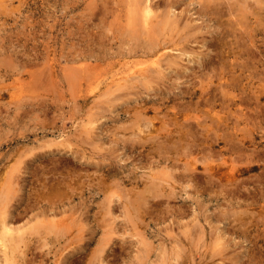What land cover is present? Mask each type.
Listing matches in <instances>:
<instances>
[{
	"label": "rangeland",
	"instance_id": "374dc122",
	"mask_svg": "<svg viewBox=\"0 0 264 264\" xmlns=\"http://www.w3.org/2000/svg\"><path fill=\"white\" fill-rule=\"evenodd\" d=\"M142 1L0 0V225L2 220H8L15 229L30 232L40 223L41 226H37L40 232L49 237L41 247L43 235L31 234L26 242L27 256L22 260L16 258L17 264L20 260L19 264H100L96 261L100 258L103 264H264V106H261L264 99L255 101L253 96L241 106L250 114L245 135L254 143L249 147L251 150L238 143L247 154H237L239 158L235 155L234 164L251 168L245 169L236 189L233 185L232 191L224 195L218 188L219 181L210 175L214 169H229L221 157L203 159L200 157L203 152L197 151L187 157L179 156L193 140L208 148L213 145L215 150L223 144L222 139L218 140V133L225 132V126L222 132L211 131V128L209 131L206 127L211 123L215 128L225 111L203 103L210 96L222 101L224 94L219 85L226 82L224 75H231L230 82H233V77L243 69L235 70L222 64L221 47L226 43L220 40L226 35L227 41L230 40L235 30L244 35L250 31L247 27H251L252 31L255 29L251 33L259 35L258 45L264 51V0L262 3L260 0H149V3L153 1L151 4L157 13L155 10L156 17L148 28L143 24L145 2ZM137 6H141L140 9ZM161 19L164 23L167 21V29ZM155 20L159 24L156 25ZM138 24L142 30L141 27L136 30ZM146 30L150 32L147 34ZM142 32L148 38L142 37ZM132 33L137 37L131 36ZM160 39L161 45L168 46L165 50L168 55L167 59H160L164 69L159 72L150 62V56L152 51L164 47L157 45ZM251 48L255 59L250 56L254 63L246 73L254 72L252 84L264 86V54L254 46ZM141 55L149 56L146 57V61L150 60L147 61L149 66L146 63L149 74L134 77V81L126 77L122 84L114 81L133 67H141L137 65L143 62ZM110 85L112 89L114 86L120 89L114 88L108 93ZM234 116L231 118L236 120ZM178 124H188L185 128L182 126L184 135ZM215 138L217 140L213 141ZM196 156L202 158L198 165L205 168L199 180L205 182L211 177L218 185L209 184L203 195L195 192L201 191L205 183L198 180V186L192 182L191 186L182 187L175 181L178 186L175 189L170 183L175 179L172 176L169 182L167 177H171L167 172H172L171 163L184 169L185 162ZM98 161L105 167L101 168ZM166 162L170 165L164 164ZM177 167L174 172L183 171ZM69 169L74 171L72 175ZM45 172L56 175L49 184L47 181V188L41 187L39 195L41 191L36 181L44 179ZM58 172L65 174L66 181ZM78 174L90 175V178L85 176L86 179L75 186L77 190L72 189L71 181L75 176L79 178ZM58 179L63 183L61 188L68 193L56 187ZM12 181L16 182L17 191L13 188L15 192L11 194ZM161 184L162 189L170 193L162 190ZM51 186L54 187L51 192L62 196L51 195L47 190ZM159 192L164 195L158 196ZM105 195L114 200L110 211ZM147 198L161 204L151 213L152 217L145 211L147 208L139 209ZM62 199L68 211L52 214L49 219L75 215L76 222L57 237L45 230L42 215L37 212L42 209L40 205L56 204ZM170 206L176 210H170ZM5 210L6 217L3 216ZM24 224L30 226L24 227ZM188 236L195 242H190ZM80 244H83L81 249L73 253ZM5 257L0 247V264H9L5 263Z\"/></svg>",
	"mask_w": 264,
	"mask_h": 264
},
{
	"label": "bare ground",
	"instance_id": "6f19581e",
	"mask_svg": "<svg viewBox=\"0 0 264 264\" xmlns=\"http://www.w3.org/2000/svg\"><path fill=\"white\" fill-rule=\"evenodd\" d=\"M151 1V0H150ZM219 1H221V0H219ZM136 2V1H135ZM142 2H145V4H144V11L142 12V14H143V24H144V26L146 27V28H148L150 25H151V23H153V19L156 17L155 16V14L157 13V10H156V8L154 7V9H153V6H152V4L151 3H153V1L152 2H150L149 3V0H143ZM217 2H218V0H217ZM260 2H261V0H260ZM259 2V4H261ZM159 3V2H158ZM161 4V3H160ZM253 4H255V3H253ZM264 4V3H263ZM136 5V4H135ZM158 6V5H157ZM219 6V5H218ZM139 9H140V7L141 6H137ZM142 7H143V5H142ZM159 7V6H158ZM172 7V6H171ZM231 7V6H230ZM234 8V7H233ZM239 8V7H238ZM228 9H231V8H228ZM256 9H257V6H256ZM143 10V9H142ZM155 10H156V13H155ZM214 10V9H213ZM252 10V9H251ZM257 10H259V9H257ZM141 11V10H140ZM234 11H235V9H234ZM139 12V11H138ZM230 12H231V14H233L234 12L233 11H231L230 10ZM233 12V13H232ZM251 12V11H250ZM134 13V12H133ZM217 13V12H216ZM135 14V13H134ZM230 14V15H231ZM256 14V13H255ZM165 15V14H164ZM257 15V14H256ZM263 15V14H262ZM261 15V16H262ZM131 16V18H133L132 17V15H130ZM155 16V17H154ZM260 16V15H259ZM135 17H136V15H135ZM138 17V16H137ZM139 18V17H138ZM165 19H166V17H164ZM156 19H160V18H156ZM164 19V20H165ZM168 19V18H167ZM142 20V19H141ZM169 20V19H168ZM156 21L157 20H155L154 22L156 23ZM163 20L161 19V23H164V22H162ZM131 22L133 23V19L131 20ZM224 22V21H223ZM135 23V22H134ZM240 23V22H239ZM157 24H159V23H156V25ZM165 24V28L167 29V27H166V24H167V21H166V23H164ZM169 24V23H168ZM135 25H136V23H135ZM163 25V24H162ZM161 25V26H162ZM242 25H244V24H242ZM241 25V26H242ZM128 26V25H127ZM127 26H126V28H127ZM137 26V25H136ZM136 26H134V27H136ZM153 26V25H152ZM238 26H239V24H238ZM139 27H141V25H139L138 24V27H137V29L136 30H138L139 29ZM155 27H157V26H155ZM159 27V26H158ZM231 27H232V25H231ZM130 28V27H129ZM128 28V29H129ZM131 28H133V26L131 25ZM152 28V27H151ZM247 28H250V31H248V32H245L244 33V35H241V34H238V31L236 32V30H235V32L233 33V31H232V36H231V38H229L230 40H228L227 41V39H228V36L226 35L225 37H221V40L220 41H224L226 44H222V42H220L222 45H225V46H220L221 47V51H222V59H223V63L222 64H227L228 65V67H230L231 69H235V70H240V69H243V71L242 72H240V74L238 73L237 75H236V77H233V79H234V81L233 82H230V79H231V75L228 77L227 75H224V78L223 79H225V83H223V84H218L219 85V88L221 89L220 91H222V94H224V97H223V99H222V101L221 100H219V98L218 97H216V96H210V97H206L205 99H206V102L204 101V103L203 104H205V103H208V104H211L210 106L211 107H218L220 110H223V111H225V114L224 115H222L220 118H219V120L223 123H221L222 125H219L220 124V121H219V123H216V127L214 128L213 127V125H211V123H210V125L209 126H207L206 127V129L207 130H209L210 128H211V131L212 130H216V131H221L222 132V130H224V126H225V132L223 131L222 132V134L219 132L218 133V140H221L222 139V143L223 144H219L220 146H219V149H216L217 150V152H216V150H215V148H213V145H211V147H206V146H204L203 144H200V142L199 143H195L194 142V140L192 141V142H194V143H192V142H188L189 144H187L186 145V147H185V151H183L182 153H180V155L179 156H182V157H187V156H190L191 154H193L195 151H197L198 153H202L203 152V156H200V157H202L203 159H206L207 157H209V156H211V157H209V158H212L213 156H216V157H221L222 159H224V162L227 164V166H228V170H223V169H214V171H212V173H210V175H211V177H215L217 180H216V182L217 181H219L218 183V185L220 186H218L217 185V183L215 182V179L213 180V178H211V177H207V180H205V182L202 180V182L200 181L201 180V175H202V170L205 172V168L203 167V168H201L199 165H198V161L199 160H201L200 159V157L198 156H196V158L194 157V158H191L189 161H186L185 162V165H184V169L183 168H181L180 167V165L179 164H174V163H171V165L169 164V163H164V164H169L170 166H172V167H170V169H171V171L172 172H169V171H167L168 172V174L170 173V175H171V177H170V179H169V175H167V174H165V176L167 175V177H168V180H169V182H170V180H171V178H172V176H173V179H175V180H171V184H174L173 186H174V188L176 189V187H178L175 183V181H177V182H179L180 184H181V186L182 187H184V186H189L190 184H193L192 182H194V185L195 184H197L196 186H198L199 185V183H198V180L200 181V183H205L204 185L205 186H203V188H202V190L201 191H199V190H197V192H195V193H198V192H200L202 195L204 194V193H206V191H207V186L209 185V184H211V185H216V186H218V188H219V190L220 191H223L224 192V195H225V192H230V191H232V189H231V186L233 187V185H234V187L236 186V183L238 182V180L243 176V174L245 173V169H247V168H251L250 166H248V167H246V168H244L243 166H241V165H236V164H234V161H236L235 159H237V157L239 156V155H242V154H247V153H244L245 151L243 150V146H238V143L240 144V143H243V145L244 146H247L248 148L247 149H249V147H251L252 146V144L254 143L252 140H251V138L250 137H248L247 135H245V130L247 129V126H248V116L250 115L249 113H248V115H247V112H245L244 110L245 109H243L244 107H241L242 106V104L245 102V101H249V100H251L252 99V97L254 96L255 97V101H256V99H264V86H260V85H258V84H252V81L254 80V72L252 73V72H250V73H246L247 72V70H249V68L248 67H250L251 66V63H254V62H252L253 60L251 59V57L250 56H253V58L255 57L254 55L255 54H251V52L252 51H254L253 50V48H251L252 46H254V47H256L260 52H262L263 54H264V51L262 50V48L258 45V43H259V41L261 40L259 37H257V36H259V35H257L256 33H251V27H247ZM254 28V27H253ZM141 30L143 29L142 27L140 28ZM165 29V30H166ZM127 30V29H126ZM145 30V29H144ZM155 29L153 28V31H154ZM237 30H239L238 28H237ZM128 31H130V30H128ZM147 31V34H148V31L149 30H146ZM230 31V30H229ZM241 31V30H240ZM239 31V32H240ZM253 31H255V29H253ZM252 31V32H253ZM133 32H135V31H133ZM141 32V31H140ZM144 32V31H143ZM142 32V33H143ZM150 32V31H149ZM155 32V31H154ZM157 32V31H156ZM162 32V31H161ZM130 33V32H129ZM159 33H160V31H159ZM133 34L134 33H132V35L131 36H133ZM138 34H139V31H138ZM144 34V36L142 35V37H146L147 36V34H146V36H145V33H143ZM158 34V33H157ZM162 34V33H161ZM229 34V33H228ZM231 34V33H230ZM135 35V34H134ZM155 35V34H154ZM158 35H160V34H158ZM130 36V37H131ZM136 36V35H135ZM137 37V36H136ZM136 37L134 38L135 40H136ZM155 37V36H154ZM147 38H148V36H147ZM157 38V37H156ZM219 38V37H218ZM132 39H133V37H132ZM138 39V38H137ZM148 41H149V39H147ZM150 40H152V38L150 39ZM159 39H157V41H158ZM161 41H159V43L157 44V45H159L161 42H162V39H160ZM147 41V42H148ZM155 41V40H154ZM227 41V42H226ZM217 42H218V40H217ZM174 43V42H173ZM171 44V43H170ZM161 45V44H160ZM159 45V46H160ZM163 45V44H162ZM161 45V46H162ZM164 45H165V43H164ZM163 45V46H164ZM166 45H167V42H166ZM155 47V49H157V47L158 46H155V44H153L152 45V47ZM218 46H219V42H218ZM251 46V47H250ZM168 47V46H167ZM165 48V46L164 47H160V48H158L157 50H155V51H152V53L151 54H153V55H151L150 57L152 58V61H150V62H152V64L154 65H156V68L158 69V71L160 72V71H162L161 69H162V67H163V69H164V66L161 64V61H160V59L161 58H165V59H167L166 57V55H168L167 53H165V50L166 49H168V48ZM170 47V46H169ZM171 48V47H170ZM154 49V48H153ZM172 50H175V48L173 49V48H171ZM256 49V50H257ZM147 50V49H146ZM179 50V49H178ZM257 50V51H258ZM149 52V51H148ZM168 52V51H167ZM183 52H185V51H183ZM182 52V53H183ZM187 52V51H186ZM150 53V52H149ZM259 53V52H258ZM171 54V53H170ZM261 54V53H260ZM143 55V54H142ZM141 55V56H142ZM145 55V54H144ZM150 55V54H149ZM182 55V54H181ZM184 55V54H183ZM186 55V54H185ZM143 57V62L142 61H139L138 63L139 64H137V65H140L141 67H139L138 69L137 68H135V67H133L132 69H131V71L129 72V73H127V74H124L123 76H120V77H118L117 79H115L114 81H119V83L120 84H122L121 83V81L122 80H124L125 81V79H126V77L128 78V77H131L130 78V80L133 78V79H135L134 77H140V76H142L143 77V75H146L145 74V72H147V71H149V69H147L148 67H147V65L149 64L147 61H146V57H149V56H147L146 55V57H144V56H142ZM215 58H217V57H215ZM144 59H145V61H144ZM255 59V58H254ZM217 59H215V61H216ZM220 60V59H219ZM212 62V61H211ZM258 62V61H257ZM146 63H147V65H146ZM216 63V62H215ZM214 64V63H213ZM150 65V64H149ZM148 65V66H149ZM212 65V64H211ZM226 65V66H227ZM254 65V64H253ZM225 66V67H226ZM137 67V66H136ZM166 68V67H165ZM224 68V67H223ZM229 68V69H230ZM155 69V68H154ZM153 69V70H154ZM253 69V68H252ZM259 69V68H258ZM156 70V69H155ZM212 70V69H211ZM210 70V71H211ZM225 70V69H224ZM150 71L153 73V71H152V69L150 68ZM216 71V70H215ZM227 71V70H226ZM251 71V70H250ZM214 72V71H213ZM233 72V71H232ZM249 72V71H248ZM148 74H149V72H147ZM225 73V72H224ZM228 73V72H227ZM234 73H236V71L234 72ZM211 74H213V73H211ZM209 75V74H208ZM218 75V74H217ZM221 75V74H220ZM223 75V74H222ZM229 75V74H228ZM258 75V74H257ZM261 76V75H260ZM123 77H125V78H123ZM146 77H148V76H146ZM145 77V78H146ZM211 77V76H210ZM240 77V78H239ZM141 78V77H140ZM208 78V77H207ZM239 78V79H238ZM260 78V77H259ZM259 78H258V80H259ZM132 79V81H134ZM264 79V78H263ZM129 80V79H128ZM205 81V80H204ZM240 81V82H239ZM118 83V84H119ZM126 83V82H125ZM124 83V84H125ZM117 84V83H116ZM123 84V85H124ZM122 85V86H123ZM209 85V84H208ZM121 86V87H122ZM128 86V85H127ZM211 86H212V83H211ZM114 88H115V86H114ZM112 89V87H111V85H110V87L108 86L107 87V90H108V93H110V92H113V90H115L116 88L118 89H120V86H117L115 89ZM123 88V87H122ZM210 88V87H209ZM218 88V87H217ZM105 92V94L107 93V91L106 90H104ZM115 92V91H114ZM105 94H103V95H105ZM118 95V94H117ZM200 95L203 97L204 96V93L203 92H201L200 93ZM252 95V96H251ZM107 96H109V94L107 95ZM119 96V95H118ZM209 96V95H208ZM223 96V95H222ZM201 98V97H200ZM199 98V99H200ZM203 99V98H202ZM258 101V100H257ZM260 102V101H259ZM249 103V102H248ZM247 103V104H248ZM209 106V105H208ZM261 106H264V105H262L261 104ZM253 107V106H252ZM256 107H258V106H256ZM255 107V109H258V108H256ZM259 107H260V105H259ZM264 109V108H263ZM207 111V110H206ZM208 112V111H207ZM212 112V111H211ZM211 112H209V113H211ZM264 112V111H263ZM228 113L230 114V115H228ZM176 114V113H175ZM235 115L234 117H237L236 118V120H233L232 118V115ZM217 114L215 113V116H216ZM247 115V116H246ZM261 115V113H259V115L258 116H260ZM212 116V115H211ZM232 117V118H231ZM217 118H218V116H217ZM203 122V121H202ZM254 122V121H253ZM257 122V121H256ZM252 123V122H251ZM255 123V122H254ZM214 124V123H213ZM241 124H243V127L241 126ZM180 125V126H179ZM184 125V128H185V126L187 127L188 126V124L187 125H185V124H183ZM183 125H181V124H178V126H179V129H181V131H183V132H181V134H185V132H184V130H183ZM254 125V124H253ZM200 126V125H199ZM206 126V125H205ZM182 127V128H181ZM255 127V126H254ZM222 129V130H221ZM210 131V130H209ZM249 131V130H248ZM179 133V132H178ZM213 133V132H212ZM230 133V134H229ZM194 134V133H193ZM248 134V133H247ZM210 135V134H209ZM183 137V136H182ZM212 137V136H211ZM210 137V138H211ZM214 137H215V135H214ZM231 137V138H230ZM233 137V138H232ZM180 139V138H179ZM213 141L215 140H217V138H215V139H212ZM187 141V140H186ZM198 142V141H197ZM208 142H209V140H208ZM192 143V144H191ZM136 144V143H135ZM261 143L260 142H258V145H260ZM194 145H196L198 148L197 149H194L193 147H194ZM161 146V145H160ZM148 147V146H147ZM261 147V146H260ZM69 148V147H68ZM246 148V147H245ZM264 148V147H263ZM176 149V148H175ZM255 149V148H254ZM258 149V148H257ZM68 150V149H67ZM167 150V149H166ZM249 150H251V149H249ZM258 150H260V148L258 149ZM77 151V150H76ZM75 151V152H76ZM164 151V150H163ZM177 151V150H176ZM219 151V152H218ZM70 153H72L73 151H69ZM81 152V151H80ZM101 152V151H100ZM165 152V151H164ZM249 152V151H248ZM86 153V152H85ZM159 152H157V154H158ZM258 153H259V151H258ZM261 153V152H260ZM263 153V152H262ZM77 154V153H76ZM237 154H239V155H237ZM250 154V153H249ZM257 154V153H256ZM264 154V153H263ZM65 155V154H64ZM73 155V154H72ZM78 155V154H77ZM77 155L75 156V157H77ZM161 155V154H160ZM165 155H167V154H165ZM164 155V156H165ZM237 157H236V156ZM251 155H253V154H251ZM61 156H63V155H61ZM80 156V155H79ZM82 156V155H81ZM80 156V157H81ZM83 156H84V153H83ZM92 155H90V157H91ZM168 157H169V155H167ZM250 156V155H249ZM259 156H261V155H259ZM64 157V156H63ZM73 156H71V158H72ZM102 157H104V156H102ZM147 157V156H146ZM151 157V156H150ZM216 157H215V159H216ZM256 157V156H255ZM258 157V156H257ZM257 157H256V159H257ZM79 158V157H78ZM93 158V157H92ZM149 158V157H148ZM157 159H160V157L159 156H157L156 157ZM239 158V157H238ZM241 158V157H240ZM42 159V158H41ZM73 159H74V157H73ZM72 159V160H73ZM80 159V158H79ZM79 159H77V160H79ZM105 159V158H104ZM103 159V160H104ZM244 159V158H243ZM245 159H246V156H245ZM53 160V159H52ZM70 160V159H69ZM71 160V161H72ZM82 160V159H81ZM81 160H79V162L81 161ZM83 160H84V158H83ZM100 160H101V157H100ZM154 160V159H153ZM177 160V159H176ZM176 160L174 161V162H176ZM86 160H84V162H85ZM97 161V160H96ZM105 161H107V160H104V162ZM149 161V160H148ZM167 161V160H166ZM241 161V160H240ZM246 161L248 162V159H246ZM88 162V161H87ZM178 162V161H177ZM254 162V161H253ZM252 162V163H253ZM97 163H99V161L97 162ZM103 163V162H102ZM109 163V162H108ZM107 163V165H109ZM148 163V162H147ZM154 163V162H153ZM236 163V162H235ZM63 164V163H62ZM79 164V163H78ZM100 164V163H99ZM104 164V163H103ZM161 164V163H160ZM86 166H88L87 165V163L85 164ZM97 165V164H96ZM101 165V164H100ZM106 165V166H107ZM158 165V164H157ZM157 165H156V167H157ZM177 165L179 166V169H182L183 171H180L178 174L176 173V172H174V170L176 171L177 170ZM181 165H182V163H181ZM65 166V165H64ZM166 166H168V165H166ZM36 167V166H35ZM92 167V166H91ZM102 167H105V165L104 166H102L101 165V168ZM152 167V166H151ZM40 168V167H39ZM75 168V167H74ZM82 168V167H81ZM100 168V169H101ZM107 168V167H106ZM153 168V170H154V167H152ZM46 169H50V168H46ZM108 169V168H107ZM106 169V170H107ZM156 169V168H155ZM169 169V170H170ZM212 169H213V167H212ZM36 170V169H35ZM34 170V171H35ZM56 170V169H55ZM54 170V172H56ZM70 170V169H69ZM68 170V172H69V174L70 175H72L73 174V172H72V170H70L69 171ZM157 171L159 170V168L157 167V169H156ZM156 170H154V171H156ZM164 171V170H163ZM166 171V170H165ZM65 172V171H64ZM87 172V171H86ZM159 172V171H158ZM157 172V173H158ZM162 172V171H161ZM34 173V172H33ZM57 173V172H56ZM66 173V172H65ZM76 173V172H75ZM74 173V174H75ZM96 173V172H95ZM207 174H208V172H206ZM45 174H46V176H44V175H42V176H44V179H41V180H37L36 181V183H37V185L40 187V191L41 192H39L38 194L40 195V193H42V190H41V187L43 186H45L46 184H47V181H48V184H49V180H50V182H51V179L54 177V175H56L55 173H50L49 174V172H45ZM49 174V175H48ZM58 174H59V172H58ZM63 174L64 173H62V175H61V173L59 174V175H61V177L62 178H64L63 177ZM58 175V176H59ZM65 175V174H64ZM80 174H78V176H79ZM203 175H206L205 173L203 174ZM75 176V175H74ZM81 176V177H80ZM79 176V178H77L76 176H75V179H73V181H71V184L69 183V182H67V186H68V184H70L71 185V187L70 188H72V189H76L75 188V186H77L78 184H80L79 182H81V181H84L86 178H85V176H90V175H85V176H82V175H80ZM92 176V175H91ZM157 176V175H156ZM162 176V175H161ZM247 176H249V175H247ZM151 177H153V176H151ZM251 177V176H250ZM66 178V177H65ZM63 179V180H65L66 181V179ZM71 178H73L72 176H71ZM77 178V179H76ZM90 177H88V179H89ZM36 179V178H35ZM35 179H34V181H35ZM54 179V178H53ZM68 180V179H67ZM158 180V179H157ZM161 181V180H160ZM240 181H242V180H240ZM155 182V181H154ZM175 182V183H174ZM12 184H10V186H9V188H11L10 189V191H12L11 192V194L13 193V192H15L14 190H13V188L16 190V188H15V185H16V182L15 181H12L11 182ZM156 183V182H155ZM160 183V182H159ZM243 183V182H242ZM63 184V183H62ZM61 183H60V180L58 179V182H56V187L57 188H61V185H62ZM154 184V183H153ZM152 183H151V185L150 186H152L153 185ZM168 184V183H167ZM202 184V185H203ZM241 184V183H240ZM14 185V186H13ZM51 185V184H50ZM69 185V186H70ZM91 185V184H90ZM193 185V186H194ZM238 185V187H239V183L237 184ZM65 186V185H64ZM63 186V187H64ZM68 186V187H69ZM89 186V185H88ZM159 186V185H158ZM191 186V185H190ZM17 187V186H16ZM19 187V186H18ZM46 188H47V186H45ZM44 187V188H45ZM68 187H66V189L68 188ZM92 187V186H91ZM146 187H148V185L146 186ZM153 187V186H152ZM195 187V186H194ZM199 187H201V186H199ZM38 188V187H37ZM69 188V189H70ZM155 188V187H154ZM158 188V187H157ZM164 188V187H163ZM196 188V187H195ZM240 188H245V187H240ZM54 189V187L52 188V186L50 187V189H47V190H53ZM72 189H71V191H69V194H70V192H72ZM159 189V188H158ZM161 189H162V184H161ZM172 189V188H171ZM187 189V188H186ZM210 189V188H209ZM234 189H236V187L234 188ZM18 190H19V188H18ZM61 190H63L64 191V193L66 192V193H68L67 191H65L64 190V188H61ZM68 190V189H67ZM77 190V189H76ZM154 190H156V189H154ZM162 190H167V189H162ZM162 190H161V192H162ZM195 190V189H194ZM17 191V190H16ZM34 191V190H33ZM36 191V190H35ZM63 191H62V193H63ZM188 191V190H187ZM240 190H238V192H239ZM9 192V191H8ZM37 192V191H36ZM44 192H46L45 190H44ZM51 192V191H50ZM57 192V191H56ZM140 192V191H139ZM147 192V191H146ZM157 192H158V190H157ZM164 192V191H163ZM167 192V191H166ZM169 192V191H168ZM167 192V193H168ZM215 192V191H214ZM236 192V191H235ZM241 192V191H240ZM244 192H245V190H244ZM262 192H264V190L262 191ZM35 193V192H34ZM49 193V192H48ZM52 193H54V195H61L60 193L59 194H56L55 193V191L54 192H51V195H53ZM58 193V192H57ZM75 193H77V191H75ZM112 193H113V191H112ZM151 193V192H150ZM170 193V192H169ZM219 193V192H218ZM231 193H233V192H231ZM260 193V192H259ZM258 193V194H259ZM6 194V193H5ZM11 194H9L8 196H10ZM74 194V193H73ZM114 194V193H113ZM137 194V196H138V193H136ZM153 194V193H152ZM236 194V193H235ZM247 194V193H246ZM249 194V193H248ZM257 194V195H258ZM43 195H44V193H43ZM79 195V194H78ZM117 195V194H116ZM158 196H160V195H164V194H160V192L157 194ZM237 195V194H236ZM263 195V194H262ZM62 196V195H61ZM67 196V195H66ZM118 196V195H117ZM129 196V195H128ZM168 196H170L171 197V195L170 194H168ZM173 196H174V194H173ZM172 196V197H173ZM232 196H233V194H232ZM246 196V195H245ZM260 196V195H259ZM264 196V195H263ZM35 197V196H34ZM65 197V196H64ZM67 197H69V196H67ZM115 197V196H114ZM121 197V196H120ZM146 197V196H145ZM188 197V196H187ZM252 197V196H251ZM256 197V196H255ZM63 198V197H62ZM75 198L76 197H74V200H75ZM105 198H108V197H106V195H105ZM141 198H142V196H141ZM153 198V197H152ZM236 198H237V196H236ZM69 199V198H68ZM68 199H67V201H68ZM140 199V198H139ZM49 200H51V199H49ZM105 200V199H104ZM128 200H129V198H128ZM134 200V199H133ZM157 200V199H156ZM250 200V199H249ZM257 200V199H256ZM59 200H57V203L55 204L54 202H53V204H45V205H40V208H42V209H40L37 213H40L41 215H42V219H43V221H41V219H39L41 222H43L42 223V225L44 226V228H45V230H47L48 232H50V234H52L51 232H53L54 233V235L55 236H57V237H59L60 236V234H62L64 231H66V229H67V227H69L68 225H71V226H74L73 225V222L75 221L74 219H75V215H73L72 217H68L67 215H65L64 217L62 216V217H59V218H57V217H55V218H52V219H49V217H50V215H52V214H56V213H65L66 211H68V206H67V204L65 203V201L62 199L61 201H59ZM125 201V200H124ZM130 201V200H129ZM140 201H141V199H140ZM145 202H141V204H140V208L139 209H143V208H147L145 211H147L148 213H150V215H151V213H153L156 209L158 210V206L159 205H161V204H159L160 202L159 201H157L156 203H153V202H150V200H148V198H147V200L145 199L144 200ZM152 201H154V200H152ZM49 202V201H48ZM52 202V201H51ZM80 202V201H79ZM100 202H101V200H100ZM113 202V203H112ZM119 203H120V201H118ZM40 203V202H39ZM105 203H107L106 204V207L109 209V211L112 209L111 208V206L112 205H114V200L112 199V198H108V201H107V199H106V201H105ZM104 202H103V205L105 204ZM139 203V202H138ZM138 203H136V204H138ZM161 203H163V202H161ZM116 204V203H115ZM223 204V203H222ZM144 205V206H143ZM120 206V205H119ZM123 206V205H122ZM125 206H127L126 204H125ZM124 206V207H125ZM73 207V206H72ZM71 207V208H72ZM81 207V206H80ZM103 207V206H102ZM106 207H104V208H106ZM114 207V206H113ZM135 207V206H134ZM133 207V208H134ZM143 207V208H142ZM74 208V207H73ZM72 208V209H73ZM100 208H101V206H100ZM107 208H106V210H107ZM122 208V207H121ZM132 208V209H133ZM160 208V207H159ZM162 208V207H161ZM160 208V209H161ZM71 209V212L73 211ZM79 209V208H78ZM124 209V208H123ZM122 209V210H123ZM127 209V208H126ZM126 209H124V210H126ZM162 209H165V208H162ZM161 209V210H162ZM176 210V208L175 207H171L170 206V210ZM238 209V208H237ZM134 210H136V208L134 209ZM7 210H5V212H6ZM75 211H77V210H75ZM79 211V210H78ZM108 211V210H107ZM106 211V212H107ZM117 211V210H116ZM128 211V210H127ZM143 211V210H142ZM145 211H143V213H145ZM4 212V213H5ZM74 212V211H73ZM72 212V213H73ZM88 212V211H87ZM129 213H130V211H128ZM136 212V211H135ZM139 212H140V210H139ZM171 212V211H170ZM3 213V214H4ZM11 213V212H10ZM103 213V212H102ZM109 213V212H108ZM2 214V215H3ZM24 214V213H23ZM75 214V213H74ZM98 214V213H97ZM157 214V213H156ZM175 214V213H174ZM177 214V213H176ZM0 215H1V213H0ZM8 214H7V212H6V215L4 214L3 216H7ZM36 215L37 216H39V214H35V217H36ZM57 215V214H56ZM88 215V214H87ZM106 215V214H105ZM121 215V214H120ZM124 215H126V214H124ZM134 215V214H133ZM32 216V215H31ZM53 216H55V215H53ZM52 216V217H53ZM108 216V215H107ZM110 216V215H109ZM122 216V215H121ZM2 217V216H1ZM34 217V218H35ZM130 217V216H129ZM139 217V216H138ZM144 217V216H143ZM142 217V218H143ZM150 217H152V215L150 216ZM155 217V216H154ZM38 218V217H37ZM48 218V219H47ZM156 218H158V217H156ZM156 218H154V219H156ZM6 219V218H5ZM47 219V220H46ZM85 219V218H84ZM113 219V218H112ZM125 219V218H124ZM152 219V218H151ZM180 219H181V216H180ZM29 220V219H28ZM32 220H34V219H32ZM78 220H80L81 221V219H80V217H79V219ZM95 220V217L93 218V221ZM196 220H197V218H196ZM3 221V220H2ZM1 221V231H0V247H1V249H2V251H4L5 252V254H6V262L5 263H9V264H11L10 262V259H13L12 260V264H17V259L19 258V259H24L26 256H27V250L25 249L26 248V242H28L29 240H30V237H31V234H37V232H40V230H39V227H37V226H41V225H39L38 223L36 224V227L34 226V228H32V230L30 231V232H25V231H23V230H21V229H15L13 226H11L10 225V223H9V221L8 220H5L4 222H2ZM40 221H38V222H40ZM80 221H78V223L80 222ZM101 221V220H100ZM109 221V220H108ZM121 221V220H120ZM194 221V220H193ZM76 222V221H75ZM83 222V221H82ZM82 222H80L81 224H82ZM131 222V221H130ZM156 222H157V220H156ZM25 223V222H24ZM70 223H72V224H70ZM84 223V222H83ZM118 223V222H117ZM135 223V222H134ZM144 223V222H143ZM21 224V223H20ZM31 224V223H30ZM97 224V223H96ZM185 224V223H184ZM187 224V223H186ZM26 225H28V224H26ZM26 225L24 224V227H26ZM95 225V223L94 222H92V225L91 226H94ZM130 225V224H129ZM133 225V224H132ZM150 225V224H149ZM165 225V224H164ZM28 226H30V225H28ZM76 226H78V224L76 223ZM91 226H89V227H91ZM126 226V225H125ZM128 226V225H127ZM134 226V225H133ZM20 227V226H19ZM113 227V226H112ZM124 227V226H123ZM161 227V226H160ZM21 228H23V227H21ZM42 228V230L44 229L43 227H41ZM40 228V229H41ZM110 228V227H109ZM135 228V227H134ZM137 228V227H136ZM135 228V229H136ZM164 228V227H163ZM163 228H161V229H163ZM170 228H172V227H170ZM198 228V227H197ZM31 229V228H30ZM121 229V228H120ZM165 229V228H164ZM173 229V228H172ZM103 230L104 231H106V228L105 227H103ZM110 230H112V229H110ZM144 230H145V228H144ZM196 230V229H195ZM104 231H102V232H104ZM116 231H118V230H116ZM138 231V230H137ZM136 231V232H137ZM163 231V230H162ZM177 231V230H176ZM115 231H112V233H114ZM135 232V231H134ZM138 232H140V231H138ZM179 232V231H178ZM196 232V231H195ZM41 233V232H40ZM107 233V232H106ZM105 233V236L107 235V234H109V233H107L106 234ZM166 233V232H165ZM177 233V232H176ZM39 234V233H38ZM42 234V233H41ZM45 234H47V233H45ZM43 235V237L41 238L43 241L39 244V246H45L46 245V243L48 242V236L47 235ZM123 234V233H122ZM187 234H189V233H187ZM186 234V235H187ZM204 234V233H203ZM49 235V234H48ZM87 235V234H86ZM123 235H125V234H123ZM139 235V234H138ZM168 235V234H167ZM201 235V234H200ZM50 236V235H49ZM135 236V235H134ZM146 236V235H145ZM168 236H171V235H168ZM191 236V235H190ZM204 236V235H203ZM100 237H102V236H100ZM109 237H110V235H109ZM173 237V236H172ZM189 237V236H188ZM82 238V237H81ZM139 238V237H138ZM106 240H107V238H105ZM146 239V238H145ZM171 239V238H170ZM174 239V238H173ZM172 239V240H173ZM177 239V238H176ZM186 239V238H185ZM189 239H190V242L193 240L194 241V239L192 238H190L189 237ZM112 240V239H111ZM175 240V239H174ZM173 240V241H174ZM177 240H181V239H177ZM103 241H104V239H103ZM139 241V240H138ZM182 241H183V238H182ZM106 242H109V241H106ZM146 242V241H145ZM154 242V241H153ZM178 242V241H177ZM176 242V243H177ZM195 242V241H194ZM100 243V242H99ZM105 243V242H104ZM103 243V244H104ZM143 243V242H142ZM45 244V245H44ZM146 243H144V245H145ZM163 244V243H162ZM174 244H175V242H174ZM180 245V244H179ZM186 245V244H185ZM25 246V247H24ZM81 246H83V244L81 245L80 244V247L78 248V249H74V252L73 253H76V252H78L79 251V249H81ZM106 247V246H105ZM105 247H103V249H101V251L102 252H104L103 250H104V248ZM177 247V246H176ZM113 248V247H112ZM141 248V247H140ZM147 248V247H146ZM178 248V247H177ZM185 248V247H184ZM143 249V248H142ZM174 249V248H173ZM179 250L180 249H182L181 247L180 248H178ZM99 251H100V249H98ZM167 250V249H166ZM139 251H141V250H139ZM35 252H37V251H35ZM147 252V251H146ZM145 252V253H146ZM173 252V251H172ZM180 252H182V251H180ZM141 253V252H140ZM144 253V252H143ZM167 253V252H166ZM174 253V252H173ZM177 252H175V254H176ZM34 254V253H33ZM98 254V253H97ZM177 254H179V253H177ZM30 255V254H29ZM77 255V254H76ZM138 255V254H137ZM158 255V254H157ZM166 255V254H165ZM171 255V254H170ZM174 255V254H173ZM99 256V255H98ZM139 257V256H138ZM17 258V259H16ZM175 258V257H174ZM177 258V257H176ZM96 259V258H95ZM140 259V258H139ZM20 260V261H21ZM10 261V262H9ZM19 261V262H20ZM24 261V260H23ZM96 261H98V262H100V264H103V262H104V260H103V258H100V259H98V260H96ZM16 262V263H15ZM19 262H18V264H19ZM22 262V261H21Z\"/></svg>",
	"mask_w": 264,
	"mask_h": 264
}]
</instances>
